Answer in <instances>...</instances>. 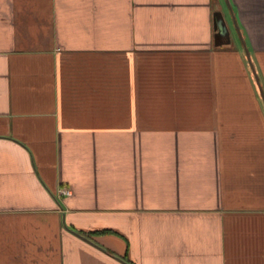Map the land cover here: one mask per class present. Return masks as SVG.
Masks as SVG:
<instances>
[{
	"label": "crops",
	"instance_id": "crops-1",
	"mask_svg": "<svg viewBox=\"0 0 264 264\" xmlns=\"http://www.w3.org/2000/svg\"><path fill=\"white\" fill-rule=\"evenodd\" d=\"M123 258L264 264V0H0V264Z\"/></svg>",
	"mask_w": 264,
	"mask_h": 264
},
{
	"label": "built area",
	"instance_id": "built-area-1",
	"mask_svg": "<svg viewBox=\"0 0 264 264\" xmlns=\"http://www.w3.org/2000/svg\"><path fill=\"white\" fill-rule=\"evenodd\" d=\"M59 195H70V192L67 189H60L58 190Z\"/></svg>",
	"mask_w": 264,
	"mask_h": 264
},
{
	"label": "trees",
	"instance_id": "trees-1",
	"mask_svg": "<svg viewBox=\"0 0 264 264\" xmlns=\"http://www.w3.org/2000/svg\"><path fill=\"white\" fill-rule=\"evenodd\" d=\"M126 264H131L126 258H123Z\"/></svg>",
	"mask_w": 264,
	"mask_h": 264
}]
</instances>
